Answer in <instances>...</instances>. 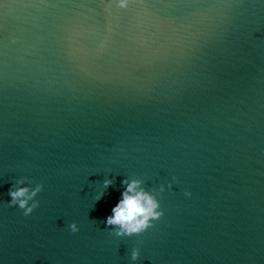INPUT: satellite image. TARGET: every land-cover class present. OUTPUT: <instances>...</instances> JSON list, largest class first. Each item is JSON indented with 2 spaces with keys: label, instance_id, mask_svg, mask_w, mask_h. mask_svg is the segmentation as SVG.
<instances>
[{
  "label": "clouds",
  "instance_id": "1",
  "mask_svg": "<svg viewBox=\"0 0 264 264\" xmlns=\"http://www.w3.org/2000/svg\"><path fill=\"white\" fill-rule=\"evenodd\" d=\"M107 186V182H106ZM27 189H20L12 192L13 199L23 197ZM135 192V184L128 188L125 192L123 200H121L113 209L112 216L108 217V224L120 225L128 233L138 232L145 227L148 218L153 215V209L156 205L153 201L142 193L130 195ZM26 201L21 200L20 205L23 207ZM30 211V209H29Z\"/></svg>",
  "mask_w": 264,
  "mask_h": 264
}]
</instances>
